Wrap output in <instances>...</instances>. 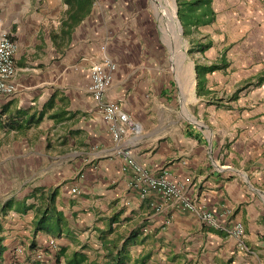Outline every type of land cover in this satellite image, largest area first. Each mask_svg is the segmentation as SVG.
Returning <instances> with one entry per match:
<instances>
[{
	"label": "crops",
	"instance_id": "1",
	"mask_svg": "<svg viewBox=\"0 0 264 264\" xmlns=\"http://www.w3.org/2000/svg\"><path fill=\"white\" fill-rule=\"evenodd\" d=\"M213 8L184 34L169 0H92L85 14L0 0V38L16 46L14 90L0 95V264H39L38 251L46 264H264V0ZM105 57L104 98L135 122L118 144L87 88ZM197 64L218 67L201 80ZM119 150L240 222L248 252L148 188Z\"/></svg>",
	"mask_w": 264,
	"mask_h": 264
},
{
	"label": "built area",
	"instance_id": "2",
	"mask_svg": "<svg viewBox=\"0 0 264 264\" xmlns=\"http://www.w3.org/2000/svg\"><path fill=\"white\" fill-rule=\"evenodd\" d=\"M15 50V43L4 34L0 38V95L9 94L14 90L12 77L15 73ZM114 69V62L107 57L104 58L102 63H95L90 66L87 88L97 103L103 120L107 124L112 141L118 144L123 134L129 128L135 126V122L121 108L119 103L105 100L104 98L105 92L111 84V73ZM119 152L124 155L127 164L138 174V178L142 179L148 188L157 191L164 199L175 200L182 209L193 211L201 221L209 226L224 229L228 235L235 238L239 250L248 252V248L244 242V228L240 222L234 221L230 225L221 222L211 211L199 208L195 203L191 202L180 184L169 180L165 175L150 176L134 162L128 151L119 150ZM161 207L160 203L155 204L156 210H160ZM227 213L228 210L223 209L221 215L223 216ZM48 244L51 250H55L57 247L55 239H50ZM35 257L39 264H46L45 256L42 252H36Z\"/></svg>",
	"mask_w": 264,
	"mask_h": 264
},
{
	"label": "trees",
	"instance_id": "3",
	"mask_svg": "<svg viewBox=\"0 0 264 264\" xmlns=\"http://www.w3.org/2000/svg\"><path fill=\"white\" fill-rule=\"evenodd\" d=\"M68 5H74L84 14V10L91 6L92 0H64ZM176 1V16L182 25L183 33L189 34L192 29H197L200 26L208 25L215 19V10L213 8V0H175ZM81 15V14H80ZM210 46V43H195L194 48L204 50ZM218 66L211 64L209 66L196 65L195 69L201 80L207 72L213 71ZM201 76V77H200ZM200 82V80H199ZM43 219L40 220V222ZM2 248L0 246V255Z\"/></svg>",
	"mask_w": 264,
	"mask_h": 264
},
{
	"label": "rangeland",
	"instance_id": "4",
	"mask_svg": "<svg viewBox=\"0 0 264 264\" xmlns=\"http://www.w3.org/2000/svg\"><path fill=\"white\" fill-rule=\"evenodd\" d=\"M109 1H110V0H95V5L100 6V5H102V4H104V3H107V2H109ZM169 3H173V5H174V10H175V15H176V1H175V0H169ZM176 17H177V16H176ZM163 30H164V32H165V34H166L167 41H168L170 44L173 43V45L176 44V46L179 47V43H178L177 37H176L175 34L173 33V30L169 31V29H167L166 24H165ZM169 38L171 39V42H172V43L169 41Z\"/></svg>",
	"mask_w": 264,
	"mask_h": 264
}]
</instances>
